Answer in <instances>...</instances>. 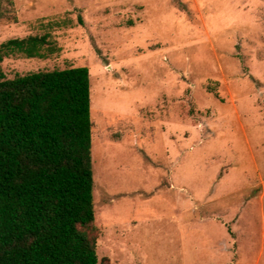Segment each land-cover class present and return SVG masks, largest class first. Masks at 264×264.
<instances>
[{
	"label": "rangeland",
	"instance_id": "obj_1",
	"mask_svg": "<svg viewBox=\"0 0 264 264\" xmlns=\"http://www.w3.org/2000/svg\"><path fill=\"white\" fill-rule=\"evenodd\" d=\"M28 36L7 79L88 68L98 264H264V0H0Z\"/></svg>",
	"mask_w": 264,
	"mask_h": 264
},
{
	"label": "trees",
	"instance_id": "obj_2",
	"mask_svg": "<svg viewBox=\"0 0 264 264\" xmlns=\"http://www.w3.org/2000/svg\"><path fill=\"white\" fill-rule=\"evenodd\" d=\"M46 37L0 44L46 59ZM87 67L7 79L0 66V264H98Z\"/></svg>",
	"mask_w": 264,
	"mask_h": 264
}]
</instances>
